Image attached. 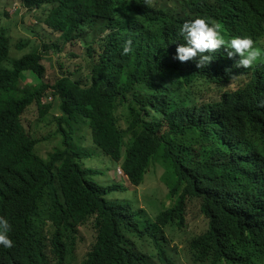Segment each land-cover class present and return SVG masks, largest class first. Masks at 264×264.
<instances>
[{
  "label": "trees",
  "instance_id": "trees-1",
  "mask_svg": "<svg viewBox=\"0 0 264 264\" xmlns=\"http://www.w3.org/2000/svg\"><path fill=\"white\" fill-rule=\"evenodd\" d=\"M22 3L27 13L40 11L39 22L58 38L12 59L9 37L0 34V216L14 242L0 245V264H177L168 236L185 228L192 211L207 228L189 239L191 264H264V58L241 70L227 44L203 68L174 58L183 22L197 16L219 24L225 40L248 36L257 18L258 39L264 0ZM98 30L86 43L87 63L46 80L45 52L61 54ZM127 40L133 50L122 55ZM25 74L39 82L22 87ZM50 90L60 99L63 148L43 160L24 115L36 104L44 118ZM81 120L132 185L162 167L172 201L155 222L126 199L106 197L121 184L90 179L96 170L80 164L88 155L73 144ZM84 226L94 239L78 258Z\"/></svg>",
  "mask_w": 264,
  "mask_h": 264
},
{
  "label": "rangeland",
  "instance_id": "rangeland-1",
  "mask_svg": "<svg viewBox=\"0 0 264 264\" xmlns=\"http://www.w3.org/2000/svg\"><path fill=\"white\" fill-rule=\"evenodd\" d=\"M14 3L17 4L13 11H16L19 4L21 9L12 14L10 10ZM22 4V0H0V34L5 32L9 37L12 59L19 58L34 49H41L44 43L50 44V42L57 41L58 38V34H54L44 23L39 22L40 11L27 13ZM99 31L89 35L85 33L78 43L67 45L61 54L53 50L45 52L43 63L47 68L46 80L54 82L67 70L74 72L82 64L87 63L89 56L86 52V43L92 42L100 34ZM22 45L25 46L21 48ZM38 82L39 80L33 74H25L21 81L22 87H30ZM44 101L52 105L49 113L44 118L39 119L36 104L31 106L24 116L32 137L38 140V144L35 147L36 155L43 160H47L56 150L63 148L62 137L57 133L56 121V118L60 117L62 113L60 110V99L58 97L55 98L51 90L44 95ZM75 128L73 144L76 149L82 150L88 155L87 159L80 164L96 170L95 173L90 175V179L102 185L119 183L126 189L113 191L106 196L107 198L131 200L136 207L145 209V214L150 219H155L164 208V204H171L167 196L168 189L162 182L164 172L162 167L158 165L151 167L149 173L145 175L144 183L138 187H133L124 180L122 175L116 173L117 164L94 146L88 124L81 120L75 124ZM206 228L207 220L202 216H197L196 212L192 211L187 218L185 228L181 231L171 232L178 255V264H191L187 256V240ZM93 239L94 232L92 228L84 226L78 229L75 244H78L76 249L78 258L84 256Z\"/></svg>",
  "mask_w": 264,
  "mask_h": 264
},
{
  "label": "clouds",
  "instance_id": "clouds-1",
  "mask_svg": "<svg viewBox=\"0 0 264 264\" xmlns=\"http://www.w3.org/2000/svg\"><path fill=\"white\" fill-rule=\"evenodd\" d=\"M16 4L17 3H14V5L12 6L10 10L12 11V14L13 12H16L21 9V5L19 4V7L16 9V11H13ZM25 12H27V9H25ZM258 15L260 16V13ZM256 20L257 18L250 22L249 27H248V30H249L248 36H245L246 34L244 35L233 34L227 37L226 40L224 36L221 34L219 24L210 23L205 17H202V16H197L193 19L186 20L183 22L182 27L180 29V34L182 36L183 43H180L177 45L174 58L178 59L181 62L194 59L196 66L198 68H203L212 60L210 53L216 49H219L221 46H224L225 44H227L228 45V47L226 48L227 55L229 57H232L237 54L239 59L236 61V66L241 67V70H248L249 67L252 66L258 59L264 58V32L258 39H257V35H252V32H251L252 27L254 23L256 22ZM262 29H264V23H262ZM132 50H133L132 41L127 40L125 41L122 47L121 54L127 55L130 52H132ZM242 80H245V79H241V78L236 79L237 83H235V86L238 87L237 84H240ZM150 169L151 168H149L147 174L149 173ZM116 170H117L116 173H118L119 175H122L124 180H126L129 183V181L127 180L126 176H124L119 166H117ZM143 183H144V180L142 184ZM129 184L133 187H138V186L132 185L131 183ZM167 196L169 197V192L167 193ZM169 200L172 201L170 197H169ZM127 201L130 202V204L132 205L135 211L141 212V215H143L144 218H148L147 215L145 214L146 212L145 209H143L142 207H136L131 202V200H127ZM163 206L164 208L158 213L155 219L148 218L149 219L148 221L155 222L156 218L165 209V207L170 206V205L164 204ZM10 229H11V226L9 224V221L6 218L0 216V245H2L4 248L13 247L14 242L9 236ZM176 230L177 229H174L171 232L176 231ZM171 232L169 233L170 235L168 236V238L171 242V245L175 248V245L173 243V238L171 236ZM189 239L187 240L186 246L189 242ZM146 253L150 254L149 247H147ZM175 255H176V259H178L176 248H175Z\"/></svg>",
  "mask_w": 264,
  "mask_h": 264
}]
</instances>
